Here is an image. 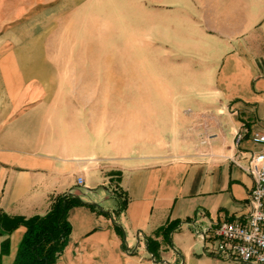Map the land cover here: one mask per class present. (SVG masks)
<instances>
[{
	"label": "crops",
	"instance_id": "1",
	"mask_svg": "<svg viewBox=\"0 0 264 264\" xmlns=\"http://www.w3.org/2000/svg\"><path fill=\"white\" fill-rule=\"evenodd\" d=\"M122 4L174 11L178 29L137 36L206 39L212 80L206 108L220 137L211 152L167 161L128 158L109 165L103 175L101 151L56 145L53 69L42 56L39 23L78 21L86 28L87 7L100 0H0V218L44 216L56 197L72 194L85 205L68 212L67 245L54 264H242L207 253L202 239L210 224L248 212L253 187L249 175L229 158L258 149L250 139L264 133V0H126ZM134 22V14L131 17ZM55 33V26L50 29ZM170 32H173L170 33ZM135 36V35H134ZM228 108L221 116L220 105ZM248 131L239 147L235 134ZM207 150V148H206ZM194 158V159H193ZM85 186H78L83 177ZM121 193V194H120ZM126 199L125 209L117 213ZM179 221L165 242L157 230ZM26 227L7 231L0 223V264L16 261ZM147 238L159 244L157 259Z\"/></svg>",
	"mask_w": 264,
	"mask_h": 264
},
{
	"label": "rangeland",
	"instance_id": "2",
	"mask_svg": "<svg viewBox=\"0 0 264 264\" xmlns=\"http://www.w3.org/2000/svg\"><path fill=\"white\" fill-rule=\"evenodd\" d=\"M100 1L106 4L87 7L86 28L71 21L39 23L34 31L53 63L39 72L53 79L56 145L78 149L86 141L88 151L106 157L103 175L128 158L175 161L211 152L220 137L212 120L223 119H212L205 106L208 55L192 52L206 51V39L137 36L176 31L173 20L163 21L173 19V9ZM230 110L218 107L221 116Z\"/></svg>",
	"mask_w": 264,
	"mask_h": 264
},
{
	"label": "built area",
	"instance_id": "3",
	"mask_svg": "<svg viewBox=\"0 0 264 264\" xmlns=\"http://www.w3.org/2000/svg\"><path fill=\"white\" fill-rule=\"evenodd\" d=\"M247 134V130L235 134L237 147ZM250 139L257 150H240L229 158L253 181L247 199L248 212L241 217L210 224L203 231L202 239L211 256L242 264H264V133L254 132ZM77 185L85 186L83 177H78Z\"/></svg>",
	"mask_w": 264,
	"mask_h": 264
},
{
	"label": "trees",
	"instance_id": "4",
	"mask_svg": "<svg viewBox=\"0 0 264 264\" xmlns=\"http://www.w3.org/2000/svg\"><path fill=\"white\" fill-rule=\"evenodd\" d=\"M80 205L95 209L94 205L85 203L79 196L67 194L56 197L50 211L44 216H34L28 219L15 218L8 224L4 221L9 218L2 215L0 223L5 230L12 231L19 225L26 227V233L13 264H54L64 251L72 230L68 212ZM126 205L127 200H121L117 213L122 212ZM179 225V221L170 222L160 227L156 234L161 235L165 242L170 243V236L179 228ZM159 247L160 244L156 240L147 238V249L155 259L158 257Z\"/></svg>",
	"mask_w": 264,
	"mask_h": 264
}]
</instances>
